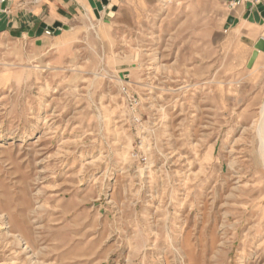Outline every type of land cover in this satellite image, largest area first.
<instances>
[{
	"label": "rangeland",
	"instance_id": "1",
	"mask_svg": "<svg viewBox=\"0 0 264 264\" xmlns=\"http://www.w3.org/2000/svg\"><path fill=\"white\" fill-rule=\"evenodd\" d=\"M105 7L0 37V264H264V68L215 0Z\"/></svg>",
	"mask_w": 264,
	"mask_h": 264
},
{
	"label": "crops",
	"instance_id": "2",
	"mask_svg": "<svg viewBox=\"0 0 264 264\" xmlns=\"http://www.w3.org/2000/svg\"><path fill=\"white\" fill-rule=\"evenodd\" d=\"M96 2L98 0H92ZM107 8H118L121 10L133 8L141 9L155 4L157 0H107ZM219 9L217 20L228 28L229 38H234L240 51L244 54V65L247 63L254 51V46L259 39H264V18H260V23L254 20L251 22L244 19L248 13L252 15L256 11V6L263 3L262 0H245L244 3L235 8L228 6L231 0H215ZM1 5V2H0ZM93 7L90 0H11L10 6L4 10L5 18L0 21V26L5 27L0 32V37L8 41H22L28 44L32 50H48L51 47H61L64 45L61 35L47 36L44 30L59 23L62 29L78 19L83 14H93ZM119 11V12H120ZM3 13V12H2ZM41 25L45 29L40 30ZM51 31V30H50ZM264 68V52L259 51L255 60L248 70H260ZM10 73L0 74V81L6 80Z\"/></svg>",
	"mask_w": 264,
	"mask_h": 264
},
{
	"label": "water",
	"instance_id": "3",
	"mask_svg": "<svg viewBox=\"0 0 264 264\" xmlns=\"http://www.w3.org/2000/svg\"><path fill=\"white\" fill-rule=\"evenodd\" d=\"M10 1L11 0H0L1 5H0V21H2L5 18V14H4V10L10 6ZM263 3H259L256 6V11L250 15L249 13L247 15H245L244 19H248L249 21H255L256 23H260V18H264V0H262ZM90 3L92 5V7L94 8H98L101 9L103 6H107L108 5V1L107 0H98L96 2H93L92 0H90ZM3 12V13H2ZM61 27V25L59 23L54 24L50 30H55L56 28ZM4 26L3 24L0 26V32L4 30ZM45 29L44 25H41L40 30ZM259 51L264 52V39L261 38L258 40V42L255 44L254 46V51L252 52V55L249 59L248 65L247 67H251L253 61L255 60L257 54Z\"/></svg>",
	"mask_w": 264,
	"mask_h": 264
},
{
	"label": "built area",
	"instance_id": "4",
	"mask_svg": "<svg viewBox=\"0 0 264 264\" xmlns=\"http://www.w3.org/2000/svg\"><path fill=\"white\" fill-rule=\"evenodd\" d=\"M245 0H231L228 4V6L230 8H235V7H238L239 5H241L242 3H244ZM51 31L48 30V29H45L44 30V34L47 35V36H50L51 35Z\"/></svg>",
	"mask_w": 264,
	"mask_h": 264
}]
</instances>
